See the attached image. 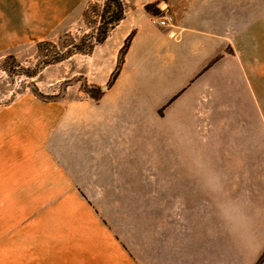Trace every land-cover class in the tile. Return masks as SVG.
<instances>
[{
  "label": "crops",
  "instance_id": "0c3cea01",
  "mask_svg": "<svg viewBox=\"0 0 264 264\" xmlns=\"http://www.w3.org/2000/svg\"><path fill=\"white\" fill-rule=\"evenodd\" d=\"M87 1L0 0V53L51 39ZM122 1L100 43L115 45L110 70L131 39L87 144L60 138L57 114L0 110V264H264L263 50L252 69L234 0H166V25L153 0Z\"/></svg>",
  "mask_w": 264,
  "mask_h": 264
},
{
  "label": "rangeland",
  "instance_id": "374dc122",
  "mask_svg": "<svg viewBox=\"0 0 264 264\" xmlns=\"http://www.w3.org/2000/svg\"><path fill=\"white\" fill-rule=\"evenodd\" d=\"M126 1L133 7L145 2ZM165 1L153 0L146 5H149L152 15L162 16ZM234 1V21L237 24L244 23L248 29L244 43L240 47L250 58L254 69L257 67L260 51L264 52V0ZM114 12V6L107 4L106 0H88L82 14L76 17L75 23L58 30L51 39L26 43L10 52L0 53V110L12 103V111L22 105L28 108L26 110L28 114L38 113L46 117L57 114L58 127L63 129V136L60 138L77 147L87 144L84 141L86 138L83 136V130L98 128L99 100L112 85L109 84L118 60L123 59L122 47L129 37L124 40L119 50L116 66L110 70L115 45L102 46L100 43L103 41L98 42V39L103 36L102 23L113 16ZM132 16L131 11L129 17ZM61 58L62 60H59ZM207 109L198 105L199 112ZM194 122L188 120L187 126H194ZM89 144H94V141ZM139 147L140 162L145 163L146 160L153 158L149 157L150 153L142 152L141 139ZM154 155V159L158 160L156 163L161 165V152H155ZM146 174L161 175L162 168L157 166L137 169L136 175L140 179ZM107 179H110V175ZM95 186L96 190L100 188L101 191H115L116 186L119 191H146V184L143 183L119 185L106 183ZM121 202L124 207L130 206V203L145 207L147 201L124 199Z\"/></svg>",
  "mask_w": 264,
  "mask_h": 264
},
{
  "label": "trees",
  "instance_id": "16d2710c",
  "mask_svg": "<svg viewBox=\"0 0 264 264\" xmlns=\"http://www.w3.org/2000/svg\"><path fill=\"white\" fill-rule=\"evenodd\" d=\"M106 2H107V4L114 6L115 12H114L113 16H111L108 20H104V22L102 23V28H104L103 36L100 39H98V42H101V41H103L106 38V36L108 34V31L110 30L109 27L115 26L120 20H122L124 18V3H123L122 0H106ZM145 9L147 11H149V5H146ZM130 39H131V35H129V37L126 39V42L124 43V45L122 47V54L128 48ZM74 51L82 52L81 50H74ZM59 60H62V58L59 59ZM122 60H123L122 58L118 60L116 71L113 74L112 81L110 82L109 85H111L113 83V80L116 78V76H117V74H118V72L120 70V67H121V64H122ZM263 258H264V255L262 256L261 260Z\"/></svg>",
  "mask_w": 264,
  "mask_h": 264
},
{
  "label": "built area",
  "instance_id": "2783aa9c",
  "mask_svg": "<svg viewBox=\"0 0 264 264\" xmlns=\"http://www.w3.org/2000/svg\"><path fill=\"white\" fill-rule=\"evenodd\" d=\"M152 23L158 24V25H166L172 21L171 16H153L151 19Z\"/></svg>",
  "mask_w": 264,
  "mask_h": 264
}]
</instances>
